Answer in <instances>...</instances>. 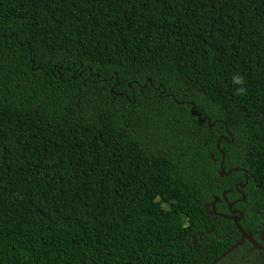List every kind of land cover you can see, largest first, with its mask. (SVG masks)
I'll use <instances>...</instances> for the list:
<instances>
[{
  "label": "trees",
  "instance_id": "16d2710c",
  "mask_svg": "<svg viewBox=\"0 0 264 264\" xmlns=\"http://www.w3.org/2000/svg\"><path fill=\"white\" fill-rule=\"evenodd\" d=\"M215 198L258 242L264 0H0V264H210Z\"/></svg>",
  "mask_w": 264,
  "mask_h": 264
},
{
  "label": "water",
  "instance_id": "95a60500",
  "mask_svg": "<svg viewBox=\"0 0 264 264\" xmlns=\"http://www.w3.org/2000/svg\"><path fill=\"white\" fill-rule=\"evenodd\" d=\"M198 120H199L201 123H203V122L205 121L204 119H200V118H198ZM207 124H209V121H208V120H207ZM220 170H221V173H223L222 169H220ZM234 170H236V169H234ZM246 181H247V179H246V176H245V183H246ZM245 183H244V185H245ZM244 185H239V187H240V188H243ZM241 196H242V198H241V202H243V201H244V196H243L242 194H241ZM221 197H222L223 200L227 201L226 198H225V193H222ZM217 202H219V199H218V198H215V199L212 201V203H211V205H210V206H211V214H212L213 216H217V217H220V218H229V219L233 218V224H234V226L236 227V229L238 230V232L240 233V235H241V239H240V241L237 242L235 245L231 246V247H230L229 249H227L224 253H222V254L219 255L216 259H214L210 264H216L219 260L223 259L225 256H227V255L230 254L232 251H234V250H235L238 246H240V245L243 243V241H245V240L251 242L254 246H257L256 243L254 242V240L250 239V238L244 233V231L242 230V228L238 225V222L241 220V217H242L241 213H240L239 211H237V210L231 211V213H232L233 215L237 214V216L235 215V216H232V217H230V216H225V215H223V214H219V213H217V212L215 211V204H216ZM235 202H237V201H235ZM233 205H234V202H233V203H230L229 206H228V209H230L231 206H233ZM263 232H264V229H263Z\"/></svg>",
  "mask_w": 264,
  "mask_h": 264
},
{
  "label": "flooded vegetation",
  "instance_id": "af4514ba",
  "mask_svg": "<svg viewBox=\"0 0 264 264\" xmlns=\"http://www.w3.org/2000/svg\"><path fill=\"white\" fill-rule=\"evenodd\" d=\"M218 203V202H217ZM228 206H229V204H227V212H228V214L226 215V216H230V217H232V216H235V215H233L232 213H231V211H234V210H236V209H233V206H231V208L230 209H228ZM207 214L209 215V214H211V211H210V213L209 212H207ZM212 215V214H211ZM213 216V215H212ZM228 220H231L232 222H233V218H231V219H229V218H227ZM264 229V228H263ZM263 229H262V231H261V237L259 238V241L258 242H256L255 240H254V242L256 243V245L257 246H254L251 242H249V241H247L251 246H252V249H254V250H256L260 255H263L264 254V232H263ZM246 241V240H245ZM262 260V259H261Z\"/></svg>",
  "mask_w": 264,
  "mask_h": 264
}]
</instances>
